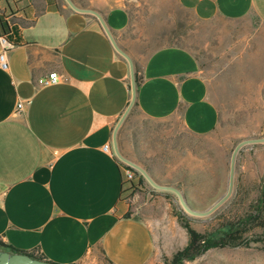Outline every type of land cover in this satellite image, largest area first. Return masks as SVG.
Listing matches in <instances>:
<instances>
[{
	"label": "crops",
	"instance_id": "1",
	"mask_svg": "<svg viewBox=\"0 0 264 264\" xmlns=\"http://www.w3.org/2000/svg\"><path fill=\"white\" fill-rule=\"evenodd\" d=\"M72 1L98 11L134 61L121 152L179 188L185 159L195 165L219 128L220 105L197 52L161 39L191 20L253 19L264 29V0ZM0 15L11 27L6 47L0 34V239L58 264H166L150 198L162 190L138 172L128 191L113 151L132 95L128 60L95 15L66 0H0ZM52 71L60 81L43 83ZM244 264H264V252Z\"/></svg>",
	"mask_w": 264,
	"mask_h": 264
},
{
	"label": "rangeland",
	"instance_id": "2",
	"mask_svg": "<svg viewBox=\"0 0 264 264\" xmlns=\"http://www.w3.org/2000/svg\"><path fill=\"white\" fill-rule=\"evenodd\" d=\"M161 41L181 42L197 52L212 78L220 105L219 128L210 141L204 142L202 156L200 151L197 152L196 164L193 165L188 157L178 175L179 188L190 204L194 208H209L228 188L230 159L236 144L245 138L264 136V29L259 28L253 19L239 22L191 20L189 31H177ZM263 180L264 142L242 148L237 158L233 193L210 215L189 214L172 191L159 189L167 192H152L153 212L160 220L157 223L160 228L156 229L157 256L166 264L170 263L173 255L188 244L186 223L215 237L233 225L235 230L247 227L249 224L244 218L255 213ZM217 185L219 189H215ZM152 189L158 188L152 186ZM260 236L264 237V228L255 226L243 234V238L251 240L249 244L210 248L183 264H244L253 261L259 257L260 251L264 252V241L252 240Z\"/></svg>",
	"mask_w": 264,
	"mask_h": 264
},
{
	"label": "water",
	"instance_id": "3",
	"mask_svg": "<svg viewBox=\"0 0 264 264\" xmlns=\"http://www.w3.org/2000/svg\"><path fill=\"white\" fill-rule=\"evenodd\" d=\"M68 4L75 10L85 12V13H91L95 15L99 21L101 22L104 30L109 35L111 41L113 42L115 48L117 51L123 55L129 62L130 65V77H131V101L125 110V112L122 114L121 118L119 119L113 134V151L116 154L117 158L122 161L123 163L133 167L136 169L144 178H146L154 187L162 190H169L176 194L181 206L184 208L186 212L192 215L197 216H206L210 215L213 212H215L221 205H223L232 195L234 190V184H235V177H236V170H237V158L242 150V148L247 144H254V143H263L264 142V136L260 137H250L245 138L238 142L236 146L234 147L231 159H230V168H229V177H228V188L226 192L217 200L213 205H211L209 208L205 209H199L194 208L188 201L187 197L184 195V193L176 187L175 185L171 184H165L157 181L143 166L140 164L132 161L131 159L127 158L123 155L119 148L118 144V130L120 126L122 125L123 121L127 117L128 113L132 109L137 95V76H136V69L134 65V61L132 57L124 50L122 49L119 44L117 43L112 31L110 30L109 26L107 25L104 17L96 10L89 9V8H82L77 6L72 0H66ZM0 264H58L52 261H49L47 259L31 256L28 252H13L10 249H4L0 250Z\"/></svg>",
	"mask_w": 264,
	"mask_h": 264
},
{
	"label": "trees",
	"instance_id": "4",
	"mask_svg": "<svg viewBox=\"0 0 264 264\" xmlns=\"http://www.w3.org/2000/svg\"><path fill=\"white\" fill-rule=\"evenodd\" d=\"M11 31V27L9 21L5 15H0V34L2 37L8 38V35ZM138 81V75H137ZM132 169L135 170L133 167L129 165H125V169ZM138 174V171L135 170ZM140 179H143V176L139 174ZM124 184H129L128 191L131 189L136 188L135 179L134 178H127L125 175ZM255 213L249 214L246 218H244V222L248 223L247 227L244 229H234V225L231 229L225 231L222 235L215 237L209 234L201 233L194 228H192L188 223L185 224L186 228L188 229L189 233V241L188 244L181 250L177 251L173 255V259L170 263L167 264H183L185 260H193L199 254L207 251L210 248L215 247H224V246H237L240 244H249L251 242L250 239L243 238V234L249 230H251L255 226H262L264 228V218L262 217L264 211V180H263V187H262V195L258 200V204L254 207ZM184 218H187L185 214H183ZM256 221V222H255ZM241 228V227H240ZM243 228V227H242ZM240 240L239 242H234L233 240ZM252 240L254 241H264V237H255ZM0 246L4 249H10L13 252H24L19 249H15L10 245L6 244L0 239ZM29 253V252H28ZM31 256L43 258V255H36L35 253H29Z\"/></svg>",
	"mask_w": 264,
	"mask_h": 264
},
{
	"label": "built area",
	"instance_id": "5",
	"mask_svg": "<svg viewBox=\"0 0 264 264\" xmlns=\"http://www.w3.org/2000/svg\"><path fill=\"white\" fill-rule=\"evenodd\" d=\"M1 39H2L3 45H5V47H6L7 46V39L5 37H2V36H1ZM5 47L0 52V65L3 68H6L8 65ZM60 79H61V76L59 75V73L57 71H52L49 73L47 78L42 80V82L45 84H55V83H58L60 81ZM18 108H19V110H21L23 108V103H18ZM105 149H110V145L109 144L105 145ZM135 170H132L130 168L126 169L125 174H126L127 178H129V179L134 178L136 176Z\"/></svg>",
	"mask_w": 264,
	"mask_h": 264
}]
</instances>
